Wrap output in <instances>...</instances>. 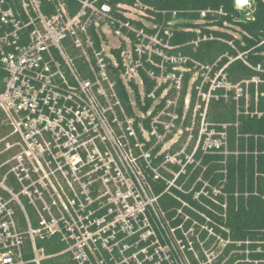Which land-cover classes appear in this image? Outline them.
Instances as JSON below:
<instances>
[{
  "label": "built area",
  "instance_id": "obj_1",
  "mask_svg": "<svg viewBox=\"0 0 264 264\" xmlns=\"http://www.w3.org/2000/svg\"><path fill=\"white\" fill-rule=\"evenodd\" d=\"M208 12L223 13L202 16ZM224 25L239 37L234 21ZM173 36L147 18L139 0H0V264H45L58 255L65 257L59 264H143V253L157 254L156 264H185L183 256L191 264L188 251L213 264L231 242L210 223L229 229L200 207L227 209L230 159L238 165L242 156L255 163L264 156V134L240 131L241 117L264 116V65L234 39H222L228 49L203 61L172 44ZM214 38L199 32L190 45L197 50ZM237 59L258 73L232 74ZM145 76L154 82L150 92ZM147 98L153 103L145 110ZM219 102L232 106L234 119L214 118ZM259 175L254 190L248 179L240 190L236 179V199L259 194ZM160 180L182 203L178 227L159 206L153 182ZM51 237L66 247L48 254L40 241ZM151 237L153 254L137 249Z\"/></svg>",
  "mask_w": 264,
  "mask_h": 264
},
{
  "label": "trees",
  "instance_id": "obj_2",
  "mask_svg": "<svg viewBox=\"0 0 264 264\" xmlns=\"http://www.w3.org/2000/svg\"><path fill=\"white\" fill-rule=\"evenodd\" d=\"M126 2L128 4H135L137 0H110L112 4L119 2ZM141 7L147 12V18L161 28L162 32L165 29H173L174 36L171 38L172 44L179 45V48L184 53H192L195 57L210 61L216 58L219 54L228 49L226 42L222 39H234L239 48L248 54L249 59L254 64L262 63L264 65V0H249V6L245 8H238L236 0H139ZM222 10V14H214L208 12L206 16H202L204 10ZM238 19L235 21L234 18ZM235 22L238 26L239 37L229 32L225 27V22ZM210 25H224V29H211ZM147 29H150L147 27ZM211 29V30H209ZM205 31H212L217 36L214 39L202 41L197 50H193L190 42L198 36V33ZM220 37V38H219ZM232 74L241 77H251L258 73L254 69L246 66L242 60L237 59L231 66ZM264 75V74H263ZM146 91L150 92L154 88V82L145 76ZM134 92L138 99L140 94L138 87L133 84ZM118 90L127 105L129 113H133L130 105V95L128 90L123 85L122 81L118 82ZM161 89L158 91L160 93ZM153 103L152 98H147V103L144 107L147 110ZM159 105V107H161ZM214 118L217 120L228 121L234 119L235 111L232 106L219 102L214 104ZM242 124L240 131L242 134L262 133L264 134V116L260 119H251L241 117ZM234 129H231V135ZM160 148V147H159ZM158 148V149H159ZM211 157H215L212 155ZM164 159V154L156 158L155 164ZM171 166V163H170ZM166 175L171 177V174L162 170ZM256 172L264 173V156H259L255 163L253 157L246 162L244 156L241 157L239 164L229 162V180L225 189L230 192L228 199V207L225 210L220 206H216L217 211H211L207 208L200 207L203 212L211 216L218 224L225 225L229 232L222 230L218 225L210 223L217 233H220L223 238L231 239L224 247V251L216 257L213 264H264V179L261 175L258 177L257 189L259 194L252 193L247 199L244 196L236 199L234 191L239 179V188L244 190L246 188V179L249 182V189L254 190ZM155 193L159 196V206L165 213V219L170 220L174 227H178L184 222V216L178 213V209L182 203L174 198L170 192H165L166 184L163 180L153 182ZM187 200L192 201L191 196L183 195ZM195 202V201H193ZM196 203V202H195ZM200 222L204 223L205 219L199 214L187 208L185 210ZM226 214L224 217L223 214ZM192 224L191 220L184 223L185 229H189ZM156 231L161 236V230L156 227ZM199 227H197V232ZM178 235L183 236L180 229H177ZM201 235L206 237L207 230H202ZM195 239V237H193ZM215 236H211L213 241ZM151 239L142 241L137 249L148 247L149 253L153 254L155 249L151 245ZM165 244V243H164ZM195 247L200 249V245L195 241ZM207 243L206 246H209ZM41 246L46 247L48 254H56L62 251L66 246L60 242L57 237L46 238L40 241ZM135 249V250H137ZM200 251V250H199ZM248 251V252H247ZM176 257V253L170 251V254ZM191 264H200L201 261L197 259L192 251L187 252ZM65 257L62 255L54 256L47 260L52 264H59ZM143 264H156L159 256L155 254L152 260L145 258V254H141ZM200 259L207 260L206 256L200 251ZM45 264H49L50 262ZM163 264H170L166 259L162 260ZM174 264H177L174 261ZM208 264V263H206Z\"/></svg>",
  "mask_w": 264,
  "mask_h": 264
},
{
  "label": "rangeland",
  "instance_id": "obj_3",
  "mask_svg": "<svg viewBox=\"0 0 264 264\" xmlns=\"http://www.w3.org/2000/svg\"><path fill=\"white\" fill-rule=\"evenodd\" d=\"M237 2H239L240 4H241V3H244L242 0H236V3H237ZM161 249H162V251L168 253V250L170 249V247H168L167 245H166V246L162 245V248H161ZM217 253H218V251H217V252L215 251V252H213V253L209 252V253H208V257H209V259L212 260L213 257H214L213 255H214V254L216 255ZM183 258H184L185 264H189L188 261H187V259H186L184 256H183ZM176 262H177V261H176ZM177 264H182V263L179 261V263L177 262Z\"/></svg>",
  "mask_w": 264,
  "mask_h": 264
},
{
  "label": "bare ground",
  "instance_id": "obj_4",
  "mask_svg": "<svg viewBox=\"0 0 264 264\" xmlns=\"http://www.w3.org/2000/svg\"><path fill=\"white\" fill-rule=\"evenodd\" d=\"M244 3H246L247 2V0H242Z\"/></svg>",
  "mask_w": 264,
  "mask_h": 264
}]
</instances>
